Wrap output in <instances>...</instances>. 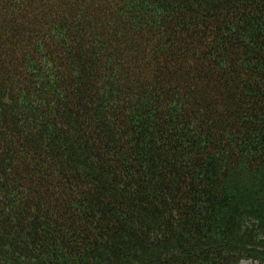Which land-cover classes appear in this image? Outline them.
<instances>
[{"label":"trees","instance_id":"obj_1","mask_svg":"<svg viewBox=\"0 0 264 264\" xmlns=\"http://www.w3.org/2000/svg\"><path fill=\"white\" fill-rule=\"evenodd\" d=\"M264 264V0H0V264Z\"/></svg>","mask_w":264,"mask_h":264},{"label":"rangeland","instance_id":"obj_2","mask_svg":"<svg viewBox=\"0 0 264 264\" xmlns=\"http://www.w3.org/2000/svg\"><path fill=\"white\" fill-rule=\"evenodd\" d=\"M241 264H256V263L244 262V263H241Z\"/></svg>","mask_w":264,"mask_h":264}]
</instances>
